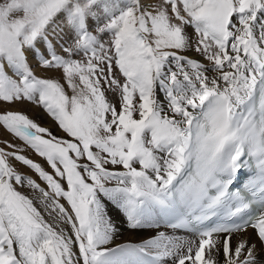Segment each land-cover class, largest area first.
<instances>
[{
	"label": "snow or ice",
	"instance_id": "1",
	"mask_svg": "<svg viewBox=\"0 0 264 264\" xmlns=\"http://www.w3.org/2000/svg\"><path fill=\"white\" fill-rule=\"evenodd\" d=\"M0 264H264V0H0Z\"/></svg>",
	"mask_w": 264,
	"mask_h": 264
},
{
	"label": "rangeland",
	"instance_id": "2",
	"mask_svg": "<svg viewBox=\"0 0 264 264\" xmlns=\"http://www.w3.org/2000/svg\"><path fill=\"white\" fill-rule=\"evenodd\" d=\"M39 74V73H37ZM34 105H29V104H24V105H13V109L14 110H20L25 112L30 118L34 119L35 121H37L38 123L44 125V126H50L46 123V121L44 120V117L42 116V114L40 113V111L42 112L41 109H36L34 108ZM53 131H55V129L53 128ZM5 138L7 139H12V137L10 136H5ZM14 142L16 144H20L21 142L19 140H14ZM24 154L32 156L33 159H38L33 153H31L30 151L25 152ZM16 167L24 172L27 171L26 169L22 168L19 164L16 165Z\"/></svg>",
	"mask_w": 264,
	"mask_h": 264
},
{
	"label": "bare ground",
	"instance_id": "3",
	"mask_svg": "<svg viewBox=\"0 0 264 264\" xmlns=\"http://www.w3.org/2000/svg\"><path fill=\"white\" fill-rule=\"evenodd\" d=\"M187 55L194 56L197 59H201V57L197 56L194 52H188ZM34 108H36V107H34ZM36 109H38V108H36ZM40 113L44 117V120L46 121V123L51 126V121L41 111H40ZM110 214L115 216L116 215L115 210H110ZM122 220H123V217H120V221H118V223H120ZM120 226H121V235L119 236L117 242H121V241H125V240H130V241L136 242V241H139L140 239H142L145 235H147L146 233L128 232L124 229L122 223H120Z\"/></svg>",
	"mask_w": 264,
	"mask_h": 264
}]
</instances>
